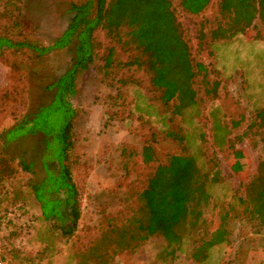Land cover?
Listing matches in <instances>:
<instances>
[{
	"label": "rangeland",
	"instance_id": "rangeland-1",
	"mask_svg": "<svg viewBox=\"0 0 264 264\" xmlns=\"http://www.w3.org/2000/svg\"><path fill=\"white\" fill-rule=\"evenodd\" d=\"M76 1L0 0V260L7 264H264V227L247 219L239 202L264 159V128L252 125L255 111L264 106V25L259 20L234 43L226 65H218L220 74H212L219 82L217 96H206L197 84L199 100L191 120L169 117L166 108L152 100L143 86L148 80L145 73L123 65L130 57L127 52L116 57L110 76L101 77L95 68L85 72L78 98L70 100L77 114L67 160L79 219L70 235L56 219H44L33 185L37 183V192L49 199L48 176L57 167L46 154L43 130L35 123L26 125L24 118L40 108L35 119L44 117L46 128L63 129L68 121L60 116L64 107L53 82L71 53L36 49L47 47L61 34L70 17L69 5ZM171 1L194 50L200 18L188 17L179 0ZM119 78L124 84L116 83ZM170 155L193 156L211 179L199 208L200 227L171 254L162 237H144L138 227L144 219L140 194ZM237 159L245 166L238 172L233 169ZM44 206L47 212L51 201ZM227 212L236 217L230 222L229 240L214 247L203 262H195L191 253L203 237L204 226L221 223Z\"/></svg>",
	"mask_w": 264,
	"mask_h": 264
},
{
	"label": "trees",
	"instance_id": "trees-1",
	"mask_svg": "<svg viewBox=\"0 0 264 264\" xmlns=\"http://www.w3.org/2000/svg\"><path fill=\"white\" fill-rule=\"evenodd\" d=\"M179 5L188 17L200 18L194 50L174 14L171 0L71 2L70 17L61 34L47 47L36 49L39 53L64 49L71 53L65 69L53 82L57 99L64 107L60 116L68 118L65 127L46 128L44 117L35 119L40 108L30 118H24L26 125L35 123L38 130H43L46 154L53 157L57 167L48 176L52 181L51 192L46 194L49 199L37 192V183L33 185L35 198L40 202L44 219H56L65 234L75 230L79 219L76 189L67 160L73 148V123L77 114L70 100L78 98L83 74L95 68L101 77L110 76L116 57L127 52L130 57L123 65L145 73L148 80L143 86L152 100L165 107L169 117L191 120L199 100L197 84L206 96L215 98L219 82L212 74L218 75V65H226L234 43L240 36H246L257 20L264 25V0H179ZM67 81L68 87L64 89ZM117 82L124 84V79ZM254 116L252 125L264 128V106ZM261 140L264 143V131ZM244 167L243 160L237 159L233 169L238 172ZM210 180L193 156L170 155L165 164L158 165L140 194L144 219L138 227L144 237L159 235L171 248L169 254L175 252L182 239L200 227L199 208L208 195ZM60 193L63 196L57 197ZM47 201H51V207L46 212ZM239 202L244 204L245 217L264 227V159L257 166L256 177L246 187L245 198L240 197ZM225 215L221 223L204 226L203 237L191 253L195 262H203L214 247L229 240L230 222L236 217L229 212Z\"/></svg>",
	"mask_w": 264,
	"mask_h": 264
},
{
	"label": "built area",
	"instance_id": "built-area-1",
	"mask_svg": "<svg viewBox=\"0 0 264 264\" xmlns=\"http://www.w3.org/2000/svg\"><path fill=\"white\" fill-rule=\"evenodd\" d=\"M0 264H7V263L0 260Z\"/></svg>",
	"mask_w": 264,
	"mask_h": 264
}]
</instances>
